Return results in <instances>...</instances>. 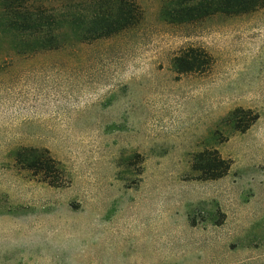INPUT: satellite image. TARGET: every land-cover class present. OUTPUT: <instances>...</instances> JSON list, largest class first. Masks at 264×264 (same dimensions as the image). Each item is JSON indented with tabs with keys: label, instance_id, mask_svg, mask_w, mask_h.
I'll list each match as a JSON object with an SVG mask.
<instances>
[{
	"label": "rangeland",
	"instance_id": "obj_1",
	"mask_svg": "<svg viewBox=\"0 0 264 264\" xmlns=\"http://www.w3.org/2000/svg\"><path fill=\"white\" fill-rule=\"evenodd\" d=\"M138 2L108 38L2 44L0 264H264V6L172 21L169 0ZM188 47L210 58L180 70ZM23 147L46 149L62 185L21 168ZM204 149L225 176L195 179Z\"/></svg>",
	"mask_w": 264,
	"mask_h": 264
},
{
	"label": "trees",
	"instance_id": "obj_2",
	"mask_svg": "<svg viewBox=\"0 0 264 264\" xmlns=\"http://www.w3.org/2000/svg\"><path fill=\"white\" fill-rule=\"evenodd\" d=\"M264 6V0H169L168 19L191 21L210 14L239 15ZM143 17L138 0H0V48L7 43L18 54L56 50L66 45L93 42L117 35L136 26ZM210 57L201 48L188 47L175 57L180 70H194ZM240 109L230 112L237 122ZM239 131L247 130L257 119L249 112ZM21 168L50 186L62 185V171L46 149L23 147L15 153ZM230 160L217 149H204L193 155L195 179L215 180L225 176Z\"/></svg>",
	"mask_w": 264,
	"mask_h": 264
}]
</instances>
